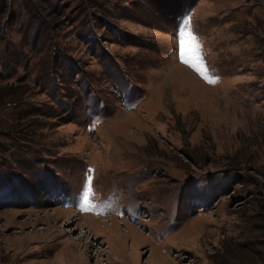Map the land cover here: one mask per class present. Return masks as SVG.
Returning a JSON list of instances; mask_svg holds the SVG:
<instances>
[{"label":"rangeland","instance_id":"1","mask_svg":"<svg viewBox=\"0 0 264 264\" xmlns=\"http://www.w3.org/2000/svg\"><path fill=\"white\" fill-rule=\"evenodd\" d=\"M0 264H264V0H0Z\"/></svg>","mask_w":264,"mask_h":264},{"label":"snow or ice","instance_id":"2","mask_svg":"<svg viewBox=\"0 0 264 264\" xmlns=\"http://www.w3.org/2000/svg\"><path fill=\"white\" fill-rule=\"evenodd\" d=\"M179 56L183 63L195 68L204 76L209 83H216V79L208 75V70L204 66L202 56V45L198 42V38L190 29H182L179 32ZM91 177H86V186L88 193L84 195V203H89V195L92 191ZM87 210V209H85Z\"/></svg>","mask_w":264,"mask_h":264}]
</instances>
